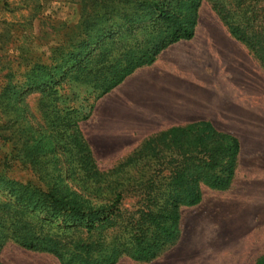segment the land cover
<instances>
[{
    "label": "trees",
    "instance_id": "16d2710c",
    "mask_svg": "<svg viewBox=\"0 0 264 264\" xmlns=\"http://www.w3.org/2000/svg\"><path fill=\"white\" fill-rule=\"evenodd\" d=\"M207 1L264 71V0ZM201 2L72 0L79 21L52 29L46 58L0 69V143L33 178L22 182L0 170V251L11 242L59 264H116L122 257L147 263L177 243L180 209L200 202L202 186L229 188L240 144L207 121L147 137L117 168L131 167L134 175L110 183L100 182L110 172L98 170L79 129L101 97L193 38ZM31 96L43 125L30 110ZM72 172L92 183L69 182ZM127 195L136 199L130 207Z\"/></svg>",
    "mask_w": 264,
    "mask_h": 264
},
{
    "label": "rangeland",
    "instance_id": "374dc122",
    "mask_svg": "<svg viewBox=\"0 0 264 264\" xmlns=\"http://www.w3.org/2000/svg\"><path fill=\"white\" fill-rule=\"evenodd\" d=\"M79 14V6L72 0H0V69L15 59L26 62L46 58L56 40L52 29L62 23L76 24ZM202 46L207 53L202 54L201 61L190 59ZM171 53L181 54L185 65L201 69L209 79L210 96L214 92L221 96L216 97V102L225 104L231 114L246 104L248 115H256L258 121L249 123V130L238 128L233 115L229 122L222 111L207 121L216 130L236 137L240 144L229 188L218 191L202 186L200 202L180 209L179 240L157 258L142 263L122 257L116 264H254L264 256V71L248 49L229 35L209 1L202 0L199 6L191 40L169 46L153 64L135 70L101 97L90 117L79 123V129L92 150L98 170L110 172L100 182L124 181L133 176L131 167L120 172L117 168L147 138H137V134L148 132L128 130L136 127L135 114L128 115L130 104L118 106L111 98L122 84L141 71H153L160 59ZM27 102L43 125L46 119L39 112V101L31 96ZM159 132L152 131L150 136ZM7 155V147L0 143V170L7 177L22 182L33 179L27 166L7 159ZM68 179L80 186L92 183L79 172L70 173ZM135 200L127 195L123 204L130 207ZM0 264L59 263L51 255L26 251L9 242L0 251Z\"/></svg>",
    "mask_w": 264,
    "mask_h": 264
},
{
    "label": "crops",
    "instance_id": "0c3cea01",
    "mask_svg": "<svg viewBox=\"0 0 264 264\" xmlns=\"http://www.w3.org/2000/svg\"><path fill=\"white\" fill-rule=\"evenodd\" d=\"M203 53L206 54L207 51L202 46L190 55V59L201 61ZM183 59L181 54L176 53L161 58L153 71L139 72L135 78L122 84L112 96L111 102L114 101L118 106L128 102L131 106L128 115L136 116L133 120L136 127L128 130L148 132L137 134V138L149 137L152 131L210 121L220 111L229 122L232 121L233 114L228 111L227 106L216 102V97L221 96L215 95V92L210 96L211 88L207 76L201 69L185 65ZM223 96L226 97L227 94L223 93ZM248 112L246 104L235 109L233 121L238 128L249 130V123L258 121L256 115L251 117Z\"/></svg>",
    "mask_w": 264,
    "mask_h": 264
}]
</instances>
